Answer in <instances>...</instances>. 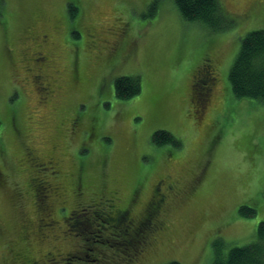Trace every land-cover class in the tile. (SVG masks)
<instances>
[{
    "label": "rangeland",
    "instance_id": "374dc122",
    "mask_svg": "<svg viewBox=\"0 0 264 264\" xmlns=\"http://www.w3.org/2000/svg\"><path fill=\"white\" fill-rule=\"evenodd\" d=\"M221 1L231 20L213 31L184 20L172 0L152 9L154 0H0V264H27L29 257L35 264H81L62 260L77 242L63 236L66 207L59 200L75 201L77 172L65 173L76 182L71 189L53 172L64 173L69 158L84 170L88 194L81 204L98 200L101 187L102 197L128 205L135 218L160 176L177 181V192L165 198L162 227L136 264H211L215 240L224 252L255 240L264 221V103L235 98L227 77L241 39L264 29V0ZM36 24L50 36L51 66L36 58L46 54ZM114 40L120 61L126 59L111 73L103 47ZM204 59L216 84L198 117L193 73ZM123 75L138 76L141 91L117 102L113 82ZM159 130L174 141L155 144ZM25 152L38 154L47 173L29 171ZM46 186L67 194L39 192ZM243 205L254 215H242ZM105 251L110 256L115 248Z\"/></svg>",
    "mask_w": 264,
    "mask_h": 264
},
{
    "label": "trees",
    "instance_id": "16d2710c",
    "mask_svg": "<svg viewBox=\"0 0 264 264\" xmlns=\"http://www.w3.org/2000/svg\"><path fill=\"white\" fill-rule=\"evenodd\" d=\"M159 1L161 0H154L153 4L151 3L152 6H149L150 9L156 6ZM172 2L181 17L186 21H196L213 31L228 28L231 15L225 10L221 0H172ZM41 11H43V7ZM43 12H46V10ZM39 16L42 17V15ZM39 35L40 32L36 34L35 38L37 39ZM92 53L94 55L93 50ZM201 65V70L197 72V68L193 73L195 78L197 74V81L195 79L193 84L194 95L192 99L199 107H197L198 117L203 114L205 107H208L211 103L210 94L216 84V77L210 61L204 59ZM227 78L231 93L235 98H250L264 103V29L251 31L241 39L237 55L230 67ZM113 89L115 98L118 101H126L140 93L141 85L138 76L123 75L114 80ZM62 93L63 89L61 95ZM200 108L203 109L200 111ZM152 141L160 145L165 142H173L174 139L167 132L159 130L153 134ZM61 150L63 151V149ZM25 154H27L25 164L29 171L33 170L37 175L47 173L48 169L41 167L43 163L39 162L38 154L30 155L28 152H25ZM20 169H22V166H20ZM73 170L77 172L76 199L74 202H70L71 206H67V202L62 200H59V203L61 207H66V214L61 215L64 220L63 225H67L66 232L62 231L63 236L74 239L77 242V249L64 254L62 260L72 261L78 259L79 263L84 264L87 258L92 256L95 257L92 259L94 264H116L117 258H120L118 264H122L119 263L121 260L125 264H136L133 261L142 257L162 227L161 215L165 198L167 195L177 192L175 191L177 189L175 185H178L177 181L172 179L166 182L167 176L165 174L160 176L156 180V185L161 182L160 192L164 197L159 198L156 193L153 194L156 195L155 197L150 196L140 215L135 218V216H132V211H130L128 205L115 204V200L110 203L111 196L108 198L102 197L104 191L101 187L97 190L98 200L93 201L97 197L95 195L88 204H81L80 202L88 194V190L83 189L87 186V183L81 178L84 170L76 168V161L69 158L66 161L64 173L60 172V169H58V172L53 173L58 174V178L63 176V181L68 185V189H71L70 186L76 182L66 180L65 173L70 171L68 175L72 174ZM53 173L48 171V175ZM110 181L114 186L115 179L111 178ZM60 186L62 187V185ZM167 186H170L171 190H168ZM59 192L62 195L67 194V190L59 189ZM53 194L57 195L56 193ZM119 194H121L120 191ZM60 210L63 209L59 208V213ZM239 212L249 217L254 215L255 210L243 205L239 208ZM45 216L48 220L50 219L47 212ZM79 223H83L84 228H81ZM56 227L60 228L59 221ZM26 246L29 245L26 244ZM108 246L115 248V252H112L110 256L105 251ZM224 247L225 245L221 240H215L214 256L211 264H264V221L259 222L256 238L253 242L244 246L231 247L227 252H224ZM26 263L35 264L30 257L26 259ZM165 264L180 263L172 260Z\"/></svg>",
    "mask_w": 264,
    "mask_h": 264
},
{
    "label": "flooded vegetation",
    "instance_id": "af4514ba",
    "mask_svg": "<svg viewBox=\"0 0 264 264\" xmlns=\"http://www.w3.org/2000/svg\"><path fill=\"white\" fill-rule=\"evenodd\" d=\"M46 23H45V21L44 22H41V26H43V25H45ZM38 27H36V32H37V34H38V32L40 31V30H38ZM53 33L56 31V29H55V31H53V30H51ZM51 34V33H50ZM93 35L91 34V45H92V47L90 48L91 50H93L94 51V56L97 58H101L102 57V55H101V51L100 50H98V47H96L95 46V44H96V40H97V38L96 39H94V37H92ZM38 44H40L41 46H43V47H46L45 48V53L46 54H44L42 51L41 52H39L38 53V56L36 57L37 59H40L41 61L43 60V59H48V63H47V66H51V65H48L49 64V61H54L55 59L53 58V55H51L50 53H49V51H48V49H47V45H50V36H49V34H46V33H40V35H39V37H38ZM40 40V41H39ZM97 41H99V40H97ZM39 45V46H40ZM104 49H107V53H106V57H109V58H111L112 59V69H111V73H112V70H113V68H115L118 64H119V62H124L125 61V59L126 58H124L123 60H121L120 61V53H119V48H118V44H117V42H115V40L108 46V47H103ZM117 54H119V56L117 57ZM94 57V58H95ZM127 57H128V55H127ZM117 60L119 61L118 63H117ZM117 63V64H116ZM47 66H44V67H47ZM119 66V65H118ZM116 67V68H119V67H121V66H119V67ZM211 66V65H210ZM211 68H212V66H211ZM38 71L40 72V70H39V68H38ZM78 76L76 75L74 78L76 79ZM39 80L41 81V83L42 84H44V85H46L47 86V88H48V96H51V91L53 90L52 88H50L49 87V83L48 82H45V81H43V78H42V75L41 74H39ZM42 78V79H41ZM79 78V77H78ZM44 82V83H43ZM59 83V82H58ZM62 87V86H61ZM60 87V88H61ZM39 89H40V87H39ZM68 89V86H65L64 88H63V93L66 91ZM62 93V94H63ZM50 94V95H49ZM108 94H110V92L108 93ZM112 94L114 95V90H113V92H112ZM115 96V95H114ZM63 97V96H62ZM115 98V97H114ZM63 100H64V98H63ZM116 101L117 102H120V101H118L117 99H116ZM76 104H77V102H76ZM78 107L79 108H83V105L82 104H78ZM92 126H93V120H91V122H90V128H92ZM61 149H62V147H55V148H53V149H51V151H53V153L54 154H56V155H60V151H61ZM55 152H57V153H55ZM29 154L30 155H33V153L32 152H29ZM39 186H45V185H39ZM161 182H158V184L155 186V192H156V195H158L159 196V198H161V197H164L163 196V194L160 192V190H161ZM43 189L44 190H46V191H40L39 190V192H41V193H49L50 192V194L51 193H56L57 195L59 194V187L57 186H54V187H51V188H49V187H43ZM167 189L168 190H171V187L170 186H167ZM38 190V189H37ZM156 195H153L154 197L156 196ZM46 196H48V195H46ZM47 208H49V205H47V207L45 208V209H47Z\"/></svg>",
    "mask_w": 264,
    "mask_h": 264
},
{
    "label": "bare ground",
    "instance_id": "6f19581e",
    "mask_svg": "<svg viewBox=\"0 0 264 264\" xmlns=\"http://www.w3.org/2000/svg\"><path fill=\"white\" fill-rule=\"evenodd\" d=\"M91 252V251H90Z\"/></svg>",
    "mask_w": 264,
    "mask_h": 264
}]
</instances>
